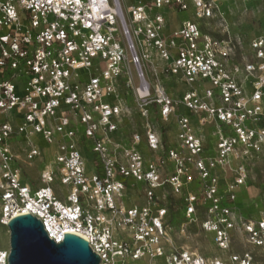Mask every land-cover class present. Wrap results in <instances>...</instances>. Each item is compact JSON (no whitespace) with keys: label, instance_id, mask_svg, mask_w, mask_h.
Instances as JSON below:
<instances>
[{"label":"built area","instance_id":"1","mask_svg":"<svg viewBox=\"0 0 264 264\" xmlns=\"http://www.w3.org/2000/svg\"><path fill=\"white\" fill-rule=\"evenodd\" d=\"M190 8L193 20L169 30L164 12ZM217 9L216 0H143L125 8L120 0H0V115L15 111L13 120L21 121L0 125V226L29 214L56 244L64 233L85 240L99 264H157L160 258L164 264H252L250 251L222 259L176 244L159 193L176 196L191 183L184 159L168 152L172 172L160 156L146 161L142 143L150 153L161 148L149 124L128 143L118 138L127 114L123 87L141 119H149L151 107L162 122L175 118L188 161L206 184L210 205L201 229L214 235L215 246L229 251L237 230L245 245L264 248V210L258 220L245 219L218 196L222 181L224 199L235 202L249 159L264 153V32L249 43L253 60L235 63L230 41L201 31L199 22L214 19ZM96 59L104 63L98 76L90 73ZM82 70L89 73L85 84L77 82ZM18 77L25 78L20 91ZM161 77L184 85L180 98L167 93ZM180 107L188 114H177ZM193 119L201 128L215 125V156H202ZM16 136L24 142H11ZM34 136L56 150L32 190L23 169L44 161ZM129 179L143 185L142 193H128ZM60 187L67 191L61 200ZM185 202L192 222L198 198ZM178 235L185 237V225ZM8 256L9 248L0 250V264H8Z\"/></svg>","mask_w":264,"mask_h":264},{"label":"rangeland","instance_id":"2","mask_svg":"<svg viewBox=\"0 0 264 264\" xmlns=\"http://www.w3.org/2000/svg\"><path fill=\"white\" fill-rule=\"evenodd\" d=\"M122 6H130L136 4L137 1L143 0H120ZM218 9L216 10V17L208 21H200L199 25L201 31L210 35L215 40L225 39L230 41L234 46L233 62L241 63L242 61H252L253 54L249 48V43L254 38L260 36L264 32V0H216ZM164 17L169 23V28H173L183 20H193V9L185 12L173 10H166ZM97 68V71L94 69ZM104 70V63L98 59L93 61V69L90 73L98 76ZM89 80V73L85 70L77 72V82L82 84ZM25 83L24 77H18L14 84L21 90ZM164 88L169 87V94L174 99H178L182 95L184 85L180 81L167 80L164 82ZM250 89V88H249ZM120 94L124 99V105L127 108L125 114L120 122V130L118 138L123 143H128L131 135L139 134L143 136L144 126L149 124L152 130L158 135L161 143V148L157 153H150L145 144L142 143L141 150L146 161L155 159L160 156L165 159L168 172L174 170L173 163L168 159L169 151H175L183 160L184 169L191 175L192 181L187 184L183 191L176 196L170 194L165 189L159 193L162 197V203L168 210L167 222L172 229L173 239L176 244H186L190 247L198 249L199 253L205 257H220L226 259L230 254H241L245 251H250L253 257L252 264H264V248H253L243 243V236L239 231L232 233V241L230 250L221 252L214 244L212 233H205L201 229V223L207 218V208L210 205L208 200L204 198L205 182L200 179L199 173L193 168L188 151L185 149L182 140L178 138V130L175 118H170L167 122H162L159 118L156 107H151L149 119L143 120L139 116L135 103L130 95L125 93L123 87L120 88ZM177 114H188L180 107ZM15 111H12L8 117L0 115V125L6 121H11L13 125H19V119L13 120ZM195 118V117H193ZM197 137L200 138L203 157L215 156L216 138L213 135L215 132V125L212 123L204 128L195 125L196 119L192 120ZM250 126V123H246ZM264 124V119H263ZM225 136H233L230 128L226 132L221 126ZM32 142L42 151L44 161H35L33 168L23 169V180L26 181L32 190L39 187L38 175L43 167L49 163L55 153V145H47L38 137H32ZM23 141L21 136H16L11 139V142ZM91 146L88 145L87 152V174L90 175L91 168H93V156L91 154ZM20 153V151H18ZM246 169L248 171V180L245 187L239 189L236 193V200L233 203H228L224 199V182L219 183L218 196H222V205L234 208L235 213L245 219L258 220L261 218V212L264 210V153L258 157L249 159ZM25 170V171H24ZM221 175V174H219ZM128 193H133L139 190L142 193L143 185L135 183L132 179L128 180ZM134 184V187H131ZM67 191L60 187L58 190V197L61 200ZM131 195V194H130ZM196 196L198 204L196 205V214L193 217L194 221H189L185 217L186 202L185 199L189 196ZM137 200V198H134ZM126 203V198L122 199ZM143 202L140 197V203ZM186 227L185 237L178 235L181 226ZM8 230L0 226V250L8 249ZM117 264H121L120 261ZM135 264H148L147 260L138 261ZM157 264H164V259H157Z\"/></svg>","mask_w":264,"mask_h":264},{"label":"water","instance_id":"3","mask_svg":"<svg viewBox=\"0 0 264 264\" xmlns=\"http://www.w3.org/2000/svg\"><path fill=\"white\" fill-rule=\"evenodd\" d=\"M8 230V264H99L82 238L64 233L59 244L47 237L39 220L29 214L11 219Z\"/></svg>","mask_w":264,"mask_h":264},{"label":"crops","instance_id":"4","mask_svg":"<svg viewBox=\"0 0 264 264\" xmlns=\"http://www.w3.org/2000/svg\"><path fill=\"white\" fill-rule=\"evenodd\" d=\"M171 21H167V23H168V27H169V23H170ZM179 24H176V26L175 27H173V28H169V30H172V29H174V28H176L177 26H178ZM171 78H165V77H161V81H162V84H164V82L165 81H167V80H170ZM171 80H175V79H171ZM175 81H177V80H175ZM164 86V85H163ZM167 91V93L169 94V87H168V89L166 90ZM183 92V91H182ZM170 95V94H169ZM171 96V95H170ZM172 97V96H171Z\"/></svg>","mask_w":264,"mask_h":264}]
</instances>
